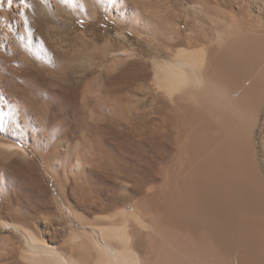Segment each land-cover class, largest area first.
Segmentation results:
<instances>
[{
    "label": "rangeland",
    "instance_id": "rangeland-1",
    "mask_svg": "<svg viewBox=\"0 0 264 264\" xmlns=\"http://www.w3.org/2000/svg\"><path fill=\"white\" fill-rule=\"evenodd\" d=\"M58 1L47 21L38 0L18 1L28 33L16 32L8 49L0 44V139L25 150L0 149V264H29L24 228L55 251L79 252L87 226L110 225L116 204L150 196L164 172L174 174L179 150L205 148L191 147L190 120L158 79V64H174L179 24L183 40L194 32L213 47L228 23L264 29V0ZM263 135L264 114L260 147ZM202 178L181 182L185 202L198 190L206 221L180 227L195 237L207 230L219 253L235 258ZM172 203L170 188L159 205L176 222Z\"/></svg>",
    "mask_w": 264,
    "mask_h": 264
},
{
    "label": "bare ground",
    "instance_id": "bare-ground-1",
    "mask_svg": "<svg viewBox=\"0 0 264 264\" xmlns=\"http://www.w3.org/2000/svg\"><path fill=\"white\" fill-rule=\"evenodd\" d=\"M18 1L0 0V26L7 28L0 36L3 48L11 47L16 32L28 33L21 15L25 5ZM37 4L46 21L52 6L58 10L62 6L58 0H38ZM226 25V32L218 33L217 47H213L211 40L199 39L194 32L183 40L179 24L174 35V64L157 63L159 83L169 94L174 92V107L190 120L186 125L188 142L193 148L203 143L205 148L179 150L174 174L164 172L163 183H154L150 196L144 192L136 203L116 204L110 225L87 226L80 232L79 252L55 251L32 230L20 229L28 249L24 258L29 264H264V135L261 147L257 138L264 114V29L253 30L246 23ZM44 51L42 47L39 54ZM2 141V150L24 149ZM200 175L220 202L223 240L232 243L234 239L235 258L220 254L207 230L195 237L192 231L180 227L191 223L196 229L206 221L196 198L197 188L196 193L189 191L193 200L187 198L185 202L186 190L181 182L190 179L196 185ZM170 188L174 189L176 222L159 205ZM78 228L82 230V226Z\"/></svg>",
    "mask_w": 264,
    "mask_h": 264
},
{
    "label": "snow or ice",
    "instance_id": "snow-or-ice-1",
    "mask_svg": "<svg viewBox=\"0 0 264 264\" xmlns=\"http://www.w3.org/2000/svg\"><path fill=\"white\" fill-rule=\"evenodd\" d=\"M9 3H11V0H9Z\"/></svg>",
    "mask_w": 264,
    "mask_h": 264
}]
</instances>
